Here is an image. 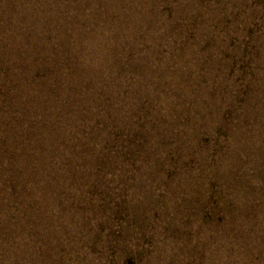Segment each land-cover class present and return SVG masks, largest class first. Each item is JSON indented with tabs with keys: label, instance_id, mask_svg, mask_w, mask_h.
<instances>
[{
	"label": "rangeland",
	"instance_id": "374dc122",
	"mask_svg": "<svg viewBox=\"0 0 264 264\" xmlns=\"http://www.w3.org/2000/svg\"><path fill=\"white\" fill-rule=\"evenodd\" d=\"M0 264H264V0H0Z\"/></svg>",
	"mask_w": 264,
	"mask_h": 264
},
{
	"label": "trees",
	"instance_id": "16d2710c",
	"mask_svg": "<svg viewBox=\"0 0 264 264\" xmlns=\"http://www.w3.org/2000/svg\"><path fill=\"white\" fill-rule=\"evenodd\" d=\"M68 21V20H67Z\"/></svg>",
	"mask_w": 264,
	"mask_h": 264
}]
</instances>
